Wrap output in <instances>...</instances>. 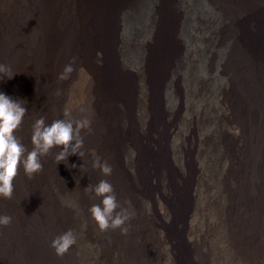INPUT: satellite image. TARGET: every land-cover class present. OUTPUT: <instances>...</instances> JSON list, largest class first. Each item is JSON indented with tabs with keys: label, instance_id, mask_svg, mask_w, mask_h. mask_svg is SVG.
Here are the masks:
<instances>
[{
	"label": "bare ground",
	"instance_id": "6f19581e",
	"mask_svg": "<svg viewBox=\"0 0 264 264\" xmlns=\"http://www.w3.org/2000/svg\"><path fill=\"white\" fill-rule=\"evenodd\" d=\"M0 64L29 151L41 117L90 121L0 196V264H264V0H0ZM101 180L126 233L92 217Z\"/></svg>",
	"mask_w": 264,
	"mask_h": 264
},
{
	"label": "clouds",
	"instance_id": "9594fccd",
	"mask_svg": "<svg viewBox=\"0 0 264 264\" xmlns=\"http://www.w3.org/2000/svg\"><path fill=\"white\" fill-rule=\"evenodd\" d=\"M64 71L71 72V65H67ZM4 76L12 79L15 74H9V69L0 64V81H3ZM61 78H64L63 73ZM27 111L23 99H14L6 92L0 91V196L6 198L13 196L14 180L19 169L23 167L29 177L40 172L43 169L41 156L47 155L53 148H60L56 154V160L60 162L72 154L83 155L80 149L83 147L84 140L80 132L90 125L89 120L73 121L65 118L56 119L48 124L43 117L37 119L31 137L33 148L29 151L15 135ZM64 115L69 117L70 110L66 108ZM95 166L100 167L106 175L112 172L111 166L106 162L101 164L97 160ZM88 190L102 197L101 203L92 205L90 209L100 230L121 228L126 233L127 228L123 225L130 218V213L127 209L117 211L119 203L113 185L108 180H101L94 188L89 186ZM11 222V216L0 215V225H8ZM75 243L76 236L69 230L56 236L51 241V247L55 249L57 255L63 256Z\"/></svg>",
	"mask_w": 264,
	"mask_h": 264
},
{
	"label": "rangeland",
	"instance_id": "374dc122",
	"mask_svg": "<svg viewBox=\"0 0 264 264\" xmlns=\"http://www.w3.org/2000/svg\"><path fill=\"white\" fill-rule=\"evenodd\" d=\"M170 1V0H169ZM121 6V5H120Z\"/></svg>",
	"mask_w": 264,
	"mask_h": 264
}]
</instances>
